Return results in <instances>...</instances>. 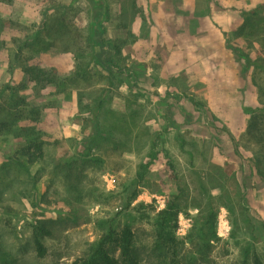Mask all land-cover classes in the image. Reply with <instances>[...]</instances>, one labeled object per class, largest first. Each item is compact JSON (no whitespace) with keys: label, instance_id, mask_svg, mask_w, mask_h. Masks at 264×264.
I'll return each mask as SVG.
<instances>
[{"label":"rangeland","instance_id":"rangeland-1","mask_svg":"<svg viewBox=\"0 0 264 264\" xmlns=\"http://www.w3.org/2000/svg\"><path fill=\"white\" fill-rule=\"evenodd\" d=\"M255 9L264 17V0H0V16L13 21L1 35L0 109L13 88L14 101L22 97L41 111L32 125L47 143L46 158L26 166L18 154L23 140L0 135V255L10 264H70L110 228L128 224L142 264L173 256L179 264H253L254 253L264 263V148L247 131L249 109L264 104V71L245 69L264 65V28L238 34L242 13ZM59 10L71 35L47 37L25 57L70 77V85L22 88L17 43ZM98 18L138 82L88 56ZM81 61L86 71L77 78ZM153 149L158 159L139 182ZM174 198L184 229L176 255L155 250L154 227L156 211ZM212 209L218 239L208 241L201 232ZM39 219L52 232L44 258L32 243Z\"/></svg>","mask_w":264,"mask_h":264},{"label":"trees","instance_id":"trees-1","mask_svg":"<svg viewBox=\"0 0 264 264\" xmlns=\"http://www.w3.org/2000/svg\"><path fill=\"white\" fill-rule=\"evenodd\" d=\"M103 14L107 13L108 5L104 1L101 4ZM255 9L249 12H243V22L238 29L240 36H258L264 28V17L261 15L260 10ZM101 14V17L104 16ZM104 18V17H103ZM102 20L97 19L93 23L89 35L86 39V49L89 50L90 58L96 59L98 63H101L112 75H126L131 76L135 82H138V75L135 71L128 68L127 65H121L122 57V45L114 43L113 41L104 38V29L102 28ZM13 25L12 20H6L0 16V50L5 45V41L2 40L1 35L6 27ZM61 37H69L71 35L70 26L64 18V14L59 10L56 16L49 17V22L43 26V28L37 29L33 33L27 35L24 39L19 40L17 43V50L14 53L13 60L20 62L21 72L23 74L22 88H26L29 83H34L42 88L47 86L54 87H66L70 85L71 78L60 79L57 75L46 71L45 69L32 65L29 63L28 58L25 57L26 52H35L41 50L43 45L46 44V38H52L53 35ZM46 35V36H44ZM264 41V40H263ZM83 52V51H82ZM77 58H79L77 56ZM83 61L79 63L80 67L75 76L82 77L85 73V69L82 67ZM255 66L260 71H264V65L248 62L245 65V69L248 70L249 66ZM262 90V89H261ZM15 91L11 88V97L6 109H0V135L4 133H13L16 137L23 140V144L20 145L18 154L24 159L25 165L30 166L41 160H44L47 156L46 141L43 139L42 132L37 128L42 113L36 107H30L26 99L18 97L17 101H14L13 95ZM20 102L18 103V100ZM191 102L196 106L197 102L194 98H190ZM29 107V108H25ZM99 110V109H97ZM99 110V114L100 111ZM251 116L247 131L249 135H252L257 144H261L264 148V104L262 107L249 109ZM99 118V115H98ZM25 123H21V122ZM37 125H32V124ZM100 124V122H99ZM37 126V127H36ZM98 132L94 133V136L90 137L88 141L86 154L92 150V144L97 146ZM162 142L161 134L156 136V144L154 148H157ZM159 152L153 149L149 156L148 161L140 166L138 172L139 182L145 179V176L151 170L152 166L158 159ZM139 195V191L135 190L132 194L131 200H135ZM153 208L152 205H140L139 208ZM155 210V209H154ZM182 212L180 203L175 198L169 201L166 206L156 211L155 214V237L156 245L155 250H167L176 255V248L179 244L177 237V231L179 229V216ZM218 213L215 209L209 211L208 216L204 223V230L201 232V236L208 241L218 239L216 226H217ZM32 228V243L36 254L39 258H44L47 255V247L44 243L46 237L52 235L48 221L36 220L31 224ZM135 232L130 225H125L120 230L110 228L108 232L100 237L90 251L74 260L70 264H142V260L136 251ZM177 256H173L168 262L163 264H179ZM253 264H264L262 259L257 253L253 254ZM0 264H10L0 255Z\"/></svg>","mask_w":264,"mask_h":264},{"label":"built area","instance_id":"built-area-1","mask_svg":"<svg viewBox=\"0 0 264 264\" xmlns=\"http://www.w3.org/2000/svg\"><path fill=\"white\" fill-rule=\"evenodd\" d=\"M164 208V207H163ZM162 209V208H161ZM184 229H183V227H181V223H180V221H179V229H178V231H177V233H180V232H182Z\"/></svg>","mask_w":264,"mask_h":264}]
</instances>
